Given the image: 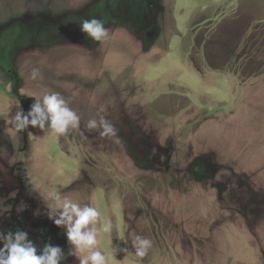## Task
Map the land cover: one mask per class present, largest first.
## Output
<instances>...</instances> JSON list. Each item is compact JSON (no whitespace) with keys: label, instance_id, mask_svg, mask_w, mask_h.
Masks as SVG:
<instances>
[{"label":"rangeland","instance_id":"1","mask_svg":"<svg viewBox=\"0 0 264 264\" xmlns=\"http://www.w3.org/2000/svg\"><path fill=\"white\" fill-rule=\"evenodd\" d=\"M50 92L79 127L18 132ZM100 116L118 139L87 128ZM51 191L100 212L108 264H264V0H0V231L79 264Z\"/></svg>","mask_w":264,"mask_h":264},{"label":"clouds","instance_id":"2","mask_svg":"<svg viewBox=\"0 0 264 264\" xmlns=\"http://www.w3.org/2000/svg\"><path fill=\"white\" fill-rule=\"evenodd\" d=\"M79 25L81 33L94 43L102 44L109 37V29L102 19H83ZM39 74V69H33L32 78L35 79ZM12 120L18 132L30 126L40 130L47 127L57 135H64L70 129L79 127L81 116L59 93L50 92L42 99H35L27 113L17 111ZM87 128L99 129L102 137L119 138L114 124L103 116L89 119ZM48 199L51 203L47 205V218L57 228L64 229L70 245L67 255L75 256L79 264H108L106 255L98 248V229L95 225L99 221L100 212L95 207L82 206L58 191L49 192ZM34 215H40L39 210ZM102 230L109 232L111 223L103 224ZM133 243L136 255L140 257H144L152 247V241L140 235L135 237ZM0 245V264H61L67 258L58 245L46 243L42 249H38L29 239L28 233L19 229L15 232L0 231Z\"/></svg>","mask_w":264,"mask_h":264}]
</instances>
